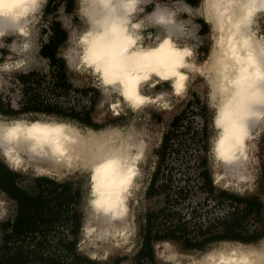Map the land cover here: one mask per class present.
Listing matches in <instances>:
<instances>
[{
    "label": "bare ground",
    "instance_id": "bare-ground-1",
    "mask_svg": "<svg viewBox=\"0 0 264 264\" xmlns=\"http://www.w3.org/2000/svg\"><path fill=\"white\" fill-rule=\"evenodd\" d=\"M41 1L0 0V37L7 30L27 37L28 19ZM143 1L78 0L85 25L70 35L80 47L79 63L99 76L102 106L115 116L145 107L162 110L172 97L185 91L190 73L207 74L216 127L212 170L219 182L234 187V182L252 174L249 147L264 122V34L256 26L264 13V0H201L196 12L210 27V43L208 56L200 63L194 59L191 42L199 38L192 30H183L174 11L155 7L152 13L135 17ZM4 3L17 7L5 16ZM182 8L194 13L189 7ZM144 26L155 30L144 33ZM17 49L13 41L0 71L8 67ZM156 83L165 87L157 90L153 88ZM77 128L63 120L2 115L0 155L9 166L32 168L56 178L80 170L87 180L80 248L91 258H103L124 249L134 234L135 190L141 184L140 163L146 145L142 130L133 124ZM95 136L104 139L94 142ZM2 196L0 191V215L4 212ZM221 242L223 246L198 255L188 253L178 262L264 264L262 239ZM163 258L158 257L162 262Z\"/></svg>",
    "mask_w": 264,
    "mask_h": 264
},
{
    "label": "rangeland",
    "instance_id": "rangeland-1",
    "mask_svg": "<svg viewBox=\"0 0 264 264\" xmlns=\"http://www.w3.org/2000/svg\"><path fill=\"white\" fill-rule=\"evenodd\" d=\"M200 4L201 0H144L141 4L142 11H139L135 17L150 14L155 7H161V10L174 11L175 18L182 25L183 30H192L195 36L199 38L195 42H191L194 44V59L200 63L207 58L210 43V27L203 21L201 14L196 12ZM65 7L70 12H67ZM78 7V0H42L35 11L31 13L30 18H32L28 19L27 37L18 36L10 30L1 35L0 62L10 53L9 45L13 41H16V47L20 49H17L12 55L13 58L9 59L8 67L0 71V102L4 106L10 104L12 108L20 107L23 85L19 80V75L30 71L44 76L39 87L41 91L53 87L51 85L53 77L49 60L39 54V49L53 36V22L58 21L61 28L66 32V39L58 46L57 56L63 62L66 77L72 87L64 93H55L56 95L52 93L48 95L45 92L48 98L57 101L63 107L74 106L79 110L91 107V116L98 128H104L107 125L126 127L133 124L143 132L146 151L140 163L141 184L138 192L135 190L134 234L124 249L107 253L103 258L89 257L86 250L80 248L83 231V196L87 181L83 173L80 170H75L67 172L61 178H56L48 174H38L32 168L22 169L21 167L9 166L1 155L0 163L17 172L19 175L17 184L32 194L37 191L35 187L37 176H46L57 182H67L72 189L79 190L80 196L76 208L82 217L76 249L79 254L97 260L100 264H115L114 260L119 256H124L125 259L118 264H136L139 257L137 252L143 244L146 231L148 229L152 232L160 231L165 226L171 225L172 221L178 217H181L185 223L186 230L184 232L186 236L192 240H199L201 237L197 234H200L201 231H205V234L222 233L224 230L222 223L225 222L229 226L235 225L239 229L237 234L243 239H253L251 242L260 239L264 241V122L258 128L249 147L251 176L234 182V187H231L227 182H219V178L215 177L212 170L213 141L216 127L213 124L215 114L209 103L208 92L211 85L206 80L209 79L207 74L208 78L197 71L190 73L185 91L179 96L172 97L169 101L170 105L162 110L157 106L145 107L137 113L124 110L116 116L104 111L102 106L104 93L100 87V78L92 73L90 68L80 65V47L71 41V30L76 32V30L83 29L85 25L83 17L78 12ZM182 7H189V10L194 13L190 14L187 9ZM256 26L259 33L264 34V13L259 16ZM152 30H155L152 26H144L142 32L146 33ZM54 69L56 70V68ZM164 87L165 84L161 83H156L153 86L157 90ZM52 91L54 93V90ZM42 92L44 93V91ZM183 109L184 113L180 120L171 129L170 123L173 117ZM0 117H2L1 114ZM17 118L63 120L73 126L86 128L85 125L75 119L54 114L25 113ZM169 129L172 132L166 142L163 140V135ZM100 139L104 138L95 136L93 141L99 142ZM202 158L203 162H201ZM159 167L161 172L155 178V185L147 190L154 178V171ZM201 170L208 171L212 180L213 191L209 189V186L203 184ZM161 184H167L166 189L161 187ZM168 189L169 191H167ZM220 191L239 197L256 199L261 208L259 212L256 211V208L246 209L244 205L235 204L228 195H219L218 192ZM2 197L4 212L0 215V241L4 232L1 227L2 222L13 220L16 213L15 202L7 195L5 196L4 193ZM151 213H153L152 218H150ZM232 213L235 215L229 223L228 217ZM149 222L151 223L149 224ZM66 230V226L53 228L51 238L55 241L64 239ZM221 241L223 240L204 242L202 249L199 250L198 248L186 247L180 238L154 240L152 242L154 260L156 264H176L178 260L186 259L188 253L198 255L213 246H223L224 243ZM171 250L174 252L168 255ZM161 255L165 257L163 262L158 259Z\"/></svg>",
    "mask_w": 264,
    "mask_h": 264
},
{
    "label": "trees",
    "instance_id": "trees-1",
    "mask_svg": "<svg viewBox=\"0 0 264 264\" xmlns=\"http://www.w3.org/2000/svg\"><path fill=\"white\" fill-rule=\"evenodd\" d=\"M65 10L70 12L67 7H65ZM53 27V36L42 44L39 49V54L49 60L53 77L51 85L53 87L49 90H42L43 93L39 87L44 76L37 75L34 71L20 74L19 80L23 85L20 107L12 108L10 104L4 106L0 102V114L9 118H17L25 113L54 114L72 120L75 119L85 126L98 129L91 116V107L81 110L74 106L63 107L47 96L49 93L53 95L64 93L72 87L66 77L63 62L57 56V48L66 39V32L56 20L53 22ZM52 90H54V93ZM183 113L184 109L173 117L170 123L171 129L174 128ZM171 132L169 129L163 135L164 141H168ZM201 162H203V158ZM160 172V167L154 171V178L147 190L155 185V178L158 177ZM200 174L203 178V184L209 186V189L213 191L214 188L208 171L201 170ZM18 177L17 172L0 163V189L16 205L13 220H7L1 224L4 232L0 241V264H100L97 260L79 254L76 249L82 217L76 208L80 196L79 190L72 189L67 182H57L46 176H37L35 178L37 191L32 194L17 184ZM165 186L167 184H161L164 189H166ZM218 194L228 195L235 204L244 205L249 210L256 208V211L259 212L261 208L259 202L253 198L239 197L223 191L218 192ZM152 215L153 213L150 214V218L153 217ZM234 215L235 213H232L228 217L229 223ZM150 218L149 221H151ZM172 222L171 225L165 226L160 231L152 232L149 229L146 231L143 244L137 252L139 257L136 264H156L152 249L154 240L180 238L186 247L198 248L199 250L202 249L204 242L208 243L216 240L251 242L253 240L241 238L237 234L239 229L235 225L229 226L225 222L222 223L224 227L222 233L205 234V231H201L200 234H197L201 238L192 240L184 232L186 227L181 217ZM60 226H66V237L60 241H55L51 238V232L53 228H60ZM124 259V256H119L115 258L114 262L118 264Z\"/></svg>",
    "mask_w": 264,
    "mask_h": 264
},
{
    "label": "clouds",
    "instance_id": "clouds-1",
    "mask_svg": "<svg viewBox=\"0 0 264 264\" xmlns=\"http://www.w3.org/2000/svg\"><path fill=\"white\" fill-rule=\"evenodd\" d=\"M13 7H17V5L11 4V3H4L3 4V13L2 14L5 15V16H8L9 13L11 12V9Z\"/></svg>",
    "mask_w": 264,
    "mask_h": 264
},
{
    "label": "crops",
    "instance_id": "crops-1",
    "mask_svg": "<svg viewBox=\"0 0 264 264\" xmlns=\"http://www.w3.org/2000/svg\"><path fill=\"white\" fill-rule=\"evenodd\" d=\"M203 21H204V19H203ZM205 22V21H204ZM206 23V22H205ZM1 192H2V194L4 193L2 190H0ZM4 195L6 196V194L4 193Z\"/></svg>",
    "mask_w": 264,
    "mask_h": 264
}]
</instances>
